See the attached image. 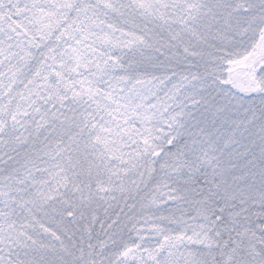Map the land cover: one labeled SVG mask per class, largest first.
Returning a JSON list of instances; mask_svg holds the SVG:
<instances>
[{
    "label": "snow or ice",
    "instance_id": "obj_1",
    "mask_svg": "<svg viewBox=\"0 0 264 264\" xmlns=\"http://www.w3.org/2000/svg\"><path fill=\"white\" fill-rule=\"evenodd\" d=\"M0 264H264V0H0Z\"/></svg>",
    "mask_w": 264,
    "mask_h": 264
}]
</instances>
